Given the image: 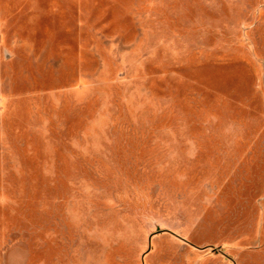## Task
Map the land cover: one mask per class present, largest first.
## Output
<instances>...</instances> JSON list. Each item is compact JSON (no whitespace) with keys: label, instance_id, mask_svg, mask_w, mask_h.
Returning a JSON list of instances; mask_svg holds the SVG:
<instances>
[{"label":"rangeland","instance_id":"obj_1","mask_svg":"<svg viewBox=\"0 0 264 264\" xmlns=\"http://www.w3.org/2000/svg\"><path fill=\"white\" fill-rule=\"evenodd\" d=\"M0 264H264V0H0Z\"/></svg>","mask_w":264,"mask_h":264},{"label":"water","instance_id":"obj_2","mask_svg":"<svg viewBox=\"0 0 264 264\" xmlns=\"http://www.w3.org/2000/svg\"><path fill=\"white\" fill-rule=\"evenodd\" d=\"M152 238V237H151Z\"/></svg>","mask_w":264,"mask_h":264}]
</instances>
